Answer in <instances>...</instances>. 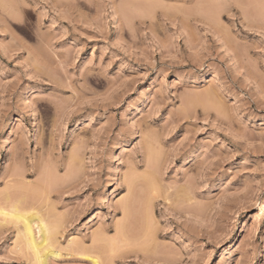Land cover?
Here are the masks:
<instances>
[{
	"label": "rangeland",
	"instance_id": "1",
	"mask_svg": "<svg viewBox=\"0 0 264 264\" xmlns=\"http://www.w3.org/2000/svg\"><path fill=\"white\" fill-rule=\"evenodd\" d=\"M15 200L50 264H264V0H0ZM2 221L0 264H31Z\"/></svg>",
	"mask_w": 264,
	"mask_h": 264
},
{
	"label": "bare ground",
	"instance_id": "2",
	"mask_svg": "<svg viewBox=\"0 0 264 264\" xmlns=\"http://www.w3.org/2000/svg\"><path fill=\"white\" fill-rule=\"evenodd\" d=\"M206 77H207V73L204 74L200 79L203 81V80L206 79ZM13 124H14V122H12L11 125H13ZM113 187H114L113 184H110L109 185V188H113ZM108 195H110V189H108L105 192V196L108 197ZM5 201L6 202H10L11 201V197L9 195H6L5 196ZM15 201H17V200H15ZM21 203H24V201L19 200L17 202H13V204L11 205V207H6L7 205H3L2 203H0V217H3L4 218V221H2V222L8 223V224H12V225H14V227H16L17 238H18L17 240L18 241L20 240L19 241L20 246L19 245L18 246L20 247V250L22 249L24 251V253L21 251L22 254H24V256H25V253L27 254L28 261L31 264H50V260L51 259H56V258H60L61 257V255L59 253L63 249V248L60 249V248H58L56 246V244H57L56 228L55 227L53 228L52 225L49 224L48 221L45 220L44 217H42V216H40L38 214H30L26 210L19 209V205ZM131 213H129L128 215L130 216ZM135 215H136V213H135ZM139 215H140V213H139ZM132 216H133V214H132ZM138 220H140V219H138ZM135 223H137V220H136ZM139 224L140 223H138L137 225H139ZM2 225H7V224H3L2 223ZM128 225L126 224V227ZM131 226L133 227V225H131ZM131 226H129V227H131ZM128 228H127V230L130 231L131 228L130 229H128ZM125 230H124V227L122 229L121 226H120L119 230L118 231L116 230L117 231L116 238L115 237H113L115 239L112 238L113 242H114V240H116L117 241L116 244H118V242H119V240H117L118 238L120 240H124L125 237H127L125 235V233H124ZM140 230H142V229H140ZM142 233L143 232H140V234H142ZM127 234H129V233H127ZM136 234L138 235L139 233H136ZM143 235H141V236L143 237ZM123 237H124V239H123ZM142 237L139 236V240ZM105 239H107V238H105ZM98 240H101V239L98 238ZM98 240H96V241H98ZM136 240H137V238H136ZM142 240L145 241L143 238L140 241H142ZM103 241L106 242V244H109V246H110V244L113 246V244H112L113 242L110 241L111 242L110 243L109 242V239L103 240ZM75 243H76L75 240H70V241H68L67 244L69 246V245H74ZM97 243H99V241ZM99 245H102V244L100 243V244H98V246ZM100 247H103V245L102 246H99V247H96V249H98V248L101 249ZM109 248L111 249V247H109ZM109 248H108V250H109ZM112 248L114 250H109V251L112 252V253H114L116 250H115L114 246ZM99 249H98V251H96V250L95 251L96 252H101V251H99ZM104 249H105V252H106L107 251L106 246H105ZM90 251L94 252V254L93 253L92 254H87ZM90 251L89 252L82 251V253L84 252L83 255L86 253L84 255V257H86V255H87V259H90L91 264H108V263L109 264H112L113 263V261L111 259V256H110V258L107 257L109 254L106 255V258L103 257V255L106 254L107 252L104 253L102 251L103 254H98V253L95 254V251L93 250V248L90 249Z\"/></svg>",
	"mask_w": 264,
	"mask_h": 264
}]
</instances>
